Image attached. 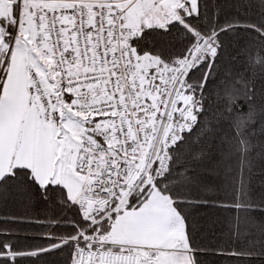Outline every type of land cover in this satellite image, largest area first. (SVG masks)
I'll use <instances>...</instances> for the list:
<instances>
[{"label": "snow or ice", "instance_id": "6c2138e0", "mask_svg": "<svg viewBox=\"0 0 264 264\" xmlns=\"http://www.w3.org/2000/svg\"><path fill=\"white\" fill-rule=\"evenodd\" d=\"M0 264H264V0H0Z\"/></svg>", "mask_w": 264, "mask_h": 264}, {"label": "trees", "instance_id": "16d2710c", "mask_svg": "<svg viewBox=\"0 0 264 264\" xmlns=\"http://www.w3.org/2000/svg\"><path fill=\"white\" fill-rule=\"evenodd\" d=\"M43 211V209H41V212ZM195 215L197 216V218L200 217H205V221L206 223L210 224L212 221H214L216 219V214L214 212V210L212 209H201L198 212L195 213ZM55 259H57L58 261L62 260V257H56Z\"/></svg>", "mask_w": 264, "mask_h": 264}]
</instances>
